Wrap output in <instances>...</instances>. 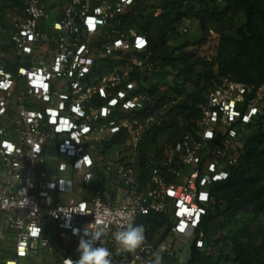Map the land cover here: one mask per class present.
<instances>
[{"label":"built area","instance_id":"built-area-1","mask_svg":"<svg viewBox=\"0 0 264 264\" xmlns=\"http://www.w3.org/2000/svg\"><path fill=\"white\" fill-rule=\"evenodd\" d=\"M19 2L3 8L8 32L0 41V264H32L41 251L43 264L76 261L84 228L102 226L95 220L107 222L101 242L112 264H145L156 253L171 260L175 236L202 249L197 231L211 189L229 177L243 135L263 114L264 80L214 82L191 129L148 159L143 175L136 155L108 162L104 187L94 179L103 141L123 131L135 149L150 119L137 116L148 100L140 78L147 39L119 18L135 0ZM81 204L87 214L69 213ZM149 213L169 218L167 234L124 252L112 235L121 217L134 223Z\"/></svg>","mask_w":264,"mask_h":264},{"label":"trees","instance_id":"trees-1","mask_svg":"<svg viewBox=\"0 0 264 264\" xmlns=\"http://www.w3.org/2000/svg\"><path fill=\"white\" fill-rule=\"evenodd\" d=\"M157 1V17H153L151 12L143 13L140 9L141 0H135L131 9L119 15L120 25L135 27L146 37L148 63L159 62L161 67L174 69L179 78L177 83L164 90L149 87L146 105L137 113L143 120L169 107L167 116L146 130L140 141L138 164L141 175L145 171L143 147L146 140L156 147L159 137H170L174 128L172 123L179 116L191 120L188 124L190 130L199 116L202 96L204 98L214 82L228 77L249 85H258L264 80V0ZM5 6H21V3L19 0H0L1 12ZM238 11L243 12L245 18L240 25L234 22ZM185 18H193L198 23L201 32V37L196 41L198 46L206 41L211 32L217 35L216 53L210 59L200 56L195 49L185 50L194 44L191 41H183L177 46L167 44L168 37L175 33ZM138 76L132 74L134 79ZM190 85L196 87L197 91L191 97V102L186 103L184 97ZM263 120L264 108L263 114L247 130L250 133L243 135L238 161L230 168L229 177L212 187L211 209L202 217L197 231L202 232L205 247L197 248L193 240L184 264H215L217 258L229 251L227 245L231 248L236 246L235 238L227 233L230 225L236 227L238 214L264 213ZM176 136L177 132L172 135L173 139ZM125 139L126 134L118 132L105 142L104 148L122 144ZM162 149H157V153ZM134 223L145 226V235L150 242L160 241L170 226L169 218L158 213L139 216ZM259 264H262V258Z\"/></svg>","mask_w":264,"mask_h":264},{"label":"rangeland","instance_id":"rangeland-1","mask_svg":"<svg viewBox=\"0 0 264 264\" xmlns=\"http://www.w3.org/2000/svg\"><path fill=\"white\" fill-rule=\"evenodd\" d=\"M157 0H141L140 9L143 13L151 12L153 17H157L159 10L157 8ZM0 17L2 22H0V41H3L8 32L7 27L3 20V16ZM244 13L238 11L235 14L234 22L237 25H240L244 22ZM135 28V27H134ZM201 37V32L198 27V23L193 18H185L177 26L174 34L168 37L167 44L170 46H177L183 41H191L194 44L187 46L185 50H197L200 56H203L207 59H210L216 53V46L218 42V37L215 33H210L206 41L202 45H197L196 41ZM141 79H143L148 87L154 86L159 90H164L169 86H173L179 78L176 76V70L161 67L159 62L149 63L148 66L142 67ZM201 71V69H198ZM197 91L196 87L190 85L186 89V103L191 102V97L195 95ZM201 98V97H200ZM181 99V98H180ZM178 99L177 101H180ZM203 99V96H202ZM166 109L160 110L158 113H155L154 116L142 126L140 132V141L144 135V132L148 130L152 125H157L161 121L162 117L167 116ZM170 118L168 117V120ZM191 120H186L185 118L179 116L176 117L173 121V131L172 135L177 132V135L183 131L188 130V124ZM171 122V121H170ZM253 131V130H252ZM262 131L264 132V120L262 121ZM250 133L246 131L245 134ZM170 137L162 136L158 138L157 146L154 147L148 142V139L145 142L143 147V154L145 155V160L147 161L157 153V149L160 147H165L172 139ZM148 137V136H147ZM105 141L102 143L103 150L100 152L101 160L100 167L98 172H94L95 181H99L102 186L107 187L110 180L107 178L106 166L108 162H125L129 156L136 155L139 162L140 155V142L135 149L130 146L128 141H125L123 144H114L108 148H104ZM53 161L47 157L46 165L51 166ZM139 166V164H138ZM48 169V168H47ZM237 223L235 228L231 225L228 227V235L235 238V248H231L229 245V251L224 253L221 257L216 259L215 264H259L260 259L262 258V247L264 246V213H253V212H242L237 216ZM219 235V234H218ZM173 243L176 253L175 257L171 260H166L162 258L161 264H184L189 257V246L191 239L181 238L179 236L170 237L168 239ZM232 242V240H230ZM205 247V245H204ZM203 247V249H204ZM43 254L44 251L33 256L32 264H43Z\"/></svg>","mask_w":264,"mask_h":264},{"label":"clouds","instance_id":"clouds-1","mask_svg":"<svg viewBox=\"0 0 264 264\" xmlns=\"http://www.w3.org/2000/svg\"><path fill=\"white\" fill-rule=\"evenodd\" d=\"M87 179H91L90 177ZM80 211L69 213L87 214L84 210V205H80ZM63 212V211H62ZM65 213V212H64ZM69 213H65L67 216ZM55 214V213H54ZM122 222L118 225V230L112 233L116 244L127 253L135 254L140 250L146 242V229L143 224L133 223L131 215L121 217ZM95 223L101 224V228L95 232L84 228L83 235L80 236L77 251L79 252V259L73 261L71 258L64 259V264H112L111 252L108 248L102 246V237L104 236L103 225L107 222L95 220ZM38 228L32 229V234L36 235ZM36 232V234H34ZM74 235H79V229H73ZM97 242H101L100 246H96ZM162 257L156 253L153 258L145 261V264H161Z\"/></svg>","mask_w":264,"mask_h":264},{"label":"snow or ice","instance_id":"snow-or-ice-1","mask_svg":"<svg viewBox=\"0 0 264 264\" xmlns=\"http://www.w3.org/2000/svg\"><path fill=\"white\" fill-rule=\"evenodd\" d=\"M138 43H139V46H143L144 41L143 40H140ZM208 135L211 136L212 134L209 133ZM37 232H38V230H37ZM34 234H36V232H34Z\"/></svg>","mask_w":264,"mask_h":264}]
</instances>
